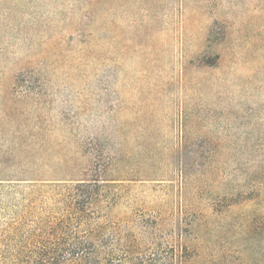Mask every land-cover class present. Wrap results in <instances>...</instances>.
I'll list each match as a JSON object with an SVG mask.
<instances>
[{"label":"rangeland","instance_id":"1","mask_svg":"<svg viewBox=\"0 0 264 264\" xmlns=\"http://www.w3.org/2000/svg\"><path fill=\"white\" fill-rule=\"evenodd\" d=\"M0 264H264V0H0Z\"/></svg>","mask_w":264,"mask_h":264},{"label":"trees","instance_id":"2","mask_svg":"<svg viewBox=\"0 0 264 264\" xmlns=\"http://www.w3.org/2000/svg\"><path fill=\"white\" fill-rule=\"evenodd\" d=\"M81 185V184H80ZM81 187V186H80Z\"/></svg>","mask_w":264,"mask_h":264}]
</instances>
